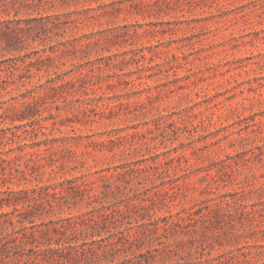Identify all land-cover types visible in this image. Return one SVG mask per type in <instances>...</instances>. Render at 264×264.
I'll list each match as a JSON object with an SVG mask.
<instances>
[{"label": "rangeland", "instance_id": "1", "mask_svg": "<svg viewBox=\"0 0 264 264\" xmlns=\"http://www.w3.org/2000/svg\"><path fill=\"white\" fill-rule=\"evenodd\" d=\"M18 8L0 14L31 19L23 50L0 45V68L15 65L19 81L0 86L12 127L0 150L12 149L8 185L51 186L35 224L121 210L116 227L100 223L110 239L138 237L116 263L264 264V0Z\"/></svg>", "mask_w": 264, "mask_h": 264}, {"label": "trees", "instance_id": "2", "mask_svg": "<svg viewBox=\"0 0 264 264\" xmlns=\"http://www.w3.org/2000/svg\"><path fill=\"white\" fill-rule=\"evenodd\" d=\"M42 1L53 2L55 0ZM28 4H30V0H0V14L10 12L12 7L16 8L15 15H18V7ZM30 21L31 19L23 18L0 19V45L4 50L8 52L23 50V36L20 33H26L31 28L29 27ZM24 22L25 25L22 26ZM49 26V29H52V25ZM46 59H53V57L51 55H40L36 60L44 61ZM22 61L25 63V69L32 70L33 60ZM15 71V65L0 68V86L10 80L19 82L15 77ZM18 80L22 81L23 79L20 77ZM18 118L23 120L25 116L22 113L21 117ZM24 126L30 127V129H27L29 133L32 132L38 135L39 132H42V134L47 135L46 129L48 127L45 125L39 124L37 126L30 121ZM10 129L12 127L5 126L4 120H0V145L5 144L4 139ZM35 143L39 144L37 141ZM25 145H19L18 148L23 151L22 148ZM10 151L12 149L0 150V168L2 169L0 171V204L3 205L6 202L8 205H14L13 211L0 212V226L2 228L0 264H99L104 259H110L111 264H127L129 262L130 259L128 258L116 263L114 258L120 252H126L132 247L138 237L135 238L128 231L120 230L116 237L110 239L103 236L100 230L101 221L104 228L116 227L123 217L121 210L108 211L105 209L100 213V218L95 217L93 210H90L88 214L72 215L66 218L68 224L61 220L59 221L62 223L60 226L54 225L52 228L48 222L35 224L30 217L35 214L37 209L44 206L42 198L52 195L50 192L51 186L37 184L33 188L14 189L8 185L11 176L5 170L6 164L11 160ZM54 190H56V187H54ZM25 200L31 208L19 209L18 204L24 203ZM47 200L52 206V200L50 198ZM199 212L202 214L201 210ZM191 216L192 213L186 217H178L172 222L180 225L187 218H192ZM168 217L172 218L173 215ZM59 222L57 221V223ZM83 225L85 228L82 227ZM9 228L10 231H8Z\"/></svg>", "mask_w": 264, "mask_h": 264}]
</instances>
